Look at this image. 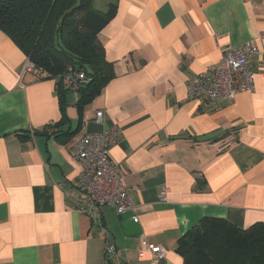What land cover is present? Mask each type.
Listing matches in <instances>:
<instances>
[{
	"label": "crops",
	"instance_id": "crops-1",
	"mask_svg": "<svg viewBox=\"0 0 264 264\" xmlns=\"http://www.w3.org/2000/svg\"><path fill=\"white\" fill-rule=\"evenodd\" d=\"M99 40L113 76L79 110L73 92L61 99L55 80L24 73L28 58L0 29V264H107L108 238L109 264H150L142 235L167 250L158 264H184L179 240L202 219L264 224V0H117ZM246 44L258 49L253 90L188 99L189 77ZM108 128L136 206L89 215L72 151Z\"/></svg>",
	"mask_w": 264,
	"mask_h": 264
},
{
	"label": "trees",
	"instance_id": "trees-1",
	"mask_svg": "<svg viewBox=\"0 0 264 264\" xmlns=\"http://www.w3.org/2000/svg\"><path fill=\"white\" fill-rule=\"evenodd\" d=\"M107 1L104 12L95 7V0H0V29L47 74L40 80L56 81L61 99L67 91L61 82L64 74L92 76V82L79 91V110L113 76L99 40L117 12V0ZM178 252L184 264H264V224L240 229L204 218L179 240Z\"/></svg>",
	"mask_w": 264,
	"mask_h": 264
},
{
	"label": "built area",
	"instance_id": "built-area-1",
	"mask_svg": "<svg viewBox=\"0 0 264 264\" xmlns=\"http://www.w3.org/2000/svg\"><path fill=\"white\" fill-rule=\"evenodd\" d=\"M257 54L258 49L250 44L240 48H224L223 57L218 64L208 66L205 71L186 80L188 99L206 98L216 102L233 99L241 93L253 90L255 72L251 67V60ZM24 73L31 75L35 80L47 77V74L36 68L29 59L25 64ZM61 80L64 88H69L77 100L80 89L92 82L93 78L84 72H69L64 74ZM95 121L103 124V111L96 113ZM115 136V128L87 133L77 140L73 148V159L82 169L78 184L81 210L86 214L92 215L103 206H110L118 214H123L136 206L135 200L127 194L123 186L118 166L111 161L110 152L115 144ZM166 194L164 189L160 196L162 201L166 200ZM134 222H138L137 217H134ZM116 252V244L108 238L105 243L107 264ZM166 252L165 248L150 243L144 235L140 237V259L149 255L150 264H158Z\"/></svg>",
	"mask_w": 264,
	"mask_h": 264
},
{
	"label": "rangeland",
	"instance_id": "rangeland-1",
	"mask_svg": "<svg viewBox=\"0 0 264 264\" xmlns=\"http://www.w3.org/2000/svg\"><path fill=\"white\" fill-rule=\"evenodd\" d=\"M107 0H95V7L101 11H104L102 9H106Z\"/></svg>",
	"mask_w": 264,
	"mask_h": 264
}]
</instances>
